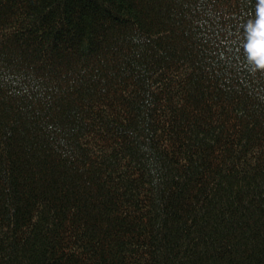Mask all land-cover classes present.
I'll list each match as a JSON object with an SVG mask.
<instances>
[{
    "label": "trees",
    "instance_id": "1",
    "mask_svg": "<svg viewBox=\"0 0 264 264\" xmlns=\"http://www.w3.org/2000/svg\"><path fill=\"white\" fill-rule=\"evenodd\" d=\"M258 0H0V264H264Z\"/></svg>",
    "mask_w": 264,
    "mask_h": 264
},
{
    "label": "clouds",
    "instance_id": "2",
    "mask_svg": "<svg viewBox=\"0 0 264 264\" xmlns=\"http://www.w3.org/2000/svg\"><path fill=\"white\" fill-rule=\"evenodd\" d=\"M240 31L243 61L238 63L250 76L264 74V0H258L254 16L242 22Z\"/></svg>",
    "mask_w": 264,
    "mask_h": 264
}]
</instances>
